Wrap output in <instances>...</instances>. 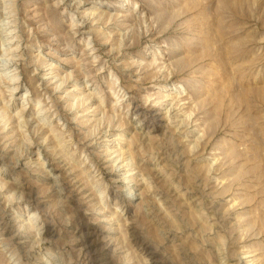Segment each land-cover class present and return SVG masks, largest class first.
<instances>
[{
  "label": "rangeland",
  "instance_id": "rangeland-1",
  "mask_svg": "<svg viewBox=\"0 0 264 264\" xmlns=\"http://www.w3.org/2000/svg\"><path fill=\"white\" fill-rule=\"evenodd\" d=\"M0 264H264V0H0Z\"/></svg>",
  "mask_w": 264,
  "mask_h": 264
}]
</instances>
